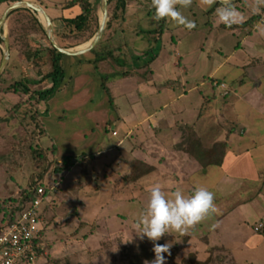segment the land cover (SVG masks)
I'll use <instances>...</instances> for the list:
<instances>
[{"label":"rangeland","instance_id":"obj_1","mask_svg":"<svg viewBox=\"0 0 264 264\" xmlns=\"http://www.w3.org/2000/svg\"><path fill=\"white\" fill-rule=\"evenodd\" d=\"M41 2L47 5L46 1ZM211 8L209 0H192L187 8L178 4V11L195 26L188 28L168 18L163 25L165 33L158 42L146 33H135L136 30L157 27L151 24V20L154 21L149 15L153 9L151 0L133 1L126 10L125 34L121 23L117 22L109 32L111 36L104 38L107 50L123 48L114 57L99 62V71L94 64L93 93L88 96L90 100L87 103L85 99L81 102L86 97L84 90L77 89L76 94H71L78 81L73 83L69 79H73L78 62L69 65L72 57H67L73 55L62 59L67 76L64 83L69 81L62 86L67 91H63L65 95L58 91L60 94L57 92L45 105L53 109V99L61 98L57 102L55 99L54 103L59 105L62 114L63 110L66 111L59 119L71 124L69 131L77 126L75 120L83 118L82 111L89 113L90 108L93 120L88 121L85 117L84 126L88 128L84 133L89 134L90 130L101 133L102 125L106 126L100 152H89L82 144L74 145L77 149H72L71 155L69 152L64 155L81 159L74 170L63 172L56 171L62 166V161L56 158L54 146L44 135L46 124L52 117L50 122H55L56 114L51 112L50 117L43 120L48 115L40 113L41 104L30 101L29 94L3 91L21 79L30 84L32 91L45 89L51 83L50 79L43 77L52 70L49 40L35 21L39 18L46 24L45 18L33 10L9 16L10 24H14L12 34L7 27L8 19L3 34L10 36L15 62L10 65L5 82L0 85V122L11 124L12 117L17 118L29 140L24 142L16 134L17 140L12 142L18 149L14 148L11 155L0 154V223L6 200L19 197L21 187L29 186V174L36 173L32 184L40 176L59 183L56 210L69 223L66 232L75 231L83 237L88 236V249H84L88 250V256L79 253L74 257L66 255L58 258L59 264H132L127 261L126 254L141 241L133 231L136 219L147 207L151 187L159 185L170 196L174 190H183L188 195L196 186H203L214 193L218 211L190 228L187 235L175 233L158 241L171 243L175 250V256L164 254L166 264H186L195 258L203 264H264V229L262 232L255 229L257 225L264 224V14L261 20L237 28L220 21L217 10L221 8ZM234 8L240 13L235 21L248 16L243 5ZM99 17L101 22L102 3ZM122 34L125 40L121 39ZM70 42L73 44L75 41ZM89 43L70 49L76 50ZM149 49L153 52L145 55ZM4 50L5 43H2L0 61ZM28 51L37 56L26 60L24 57L28 56ZM153 53L158 55L148 63ZM24 70L28 78H24ZM124 78L126 81L119 82ZM103 81L109 93L102 86ZM222 83L225 87L221 86ZM171 84L176 86L175 90L170 88ZM186 92L188 95H184ZM66 98H74L72 103L77 105L83 103V109L77 111L65 106ZM20 102H23L22 106L17 107ZM95 109L99 110L97 115ZM103 109L107 110L105 114ZM159 110L161 114L173 113L171 121L176 120L177 123L172 129L166 126L167 122L157 131L150 129L148 122L142 127L136 125L148 113ZM119 117L129 118L128 124ZM231 126L240 130L236 134L240 138L239 147L245 146L250 151L241 157L231 152L224 167H205L197 173L192 167L189 170L188 161H182L183 155L179 152L188 141L189 128L204 146L210 147L217 139H223L233 128ZM242 126L247 131L245 135H240L244 130ZM129 128L133 131L130 136L127 135ZM120 140H124V144L118 147ZM54 141L62 145L64 137L57 136ZM19 142L26 143V146H19ZM1 144L11 147V142ZM109 146H113L114 151H107ZM34 147L37 151L43 150V160L34 156ZM135 148L136 151L145 149L146 155L140 151L139 154L135 151L131 154ZM160 148L168 157L167 164L158 163ZM57 154L61 155V152ZM150 154L156 159L153 162ZM137 160H147L153 170L132 183V168ZM168 166L176 170L167 173ZM82 236L80 240L84 239ZM50 248L51 243L47 245L46 252ZM51 259L57 258L49 256L48 260ZM147 262L151 261L143 264Z\"/></svg>","mask_w":264,"mask_h":264},{"label":"crops","instance_id":"obj_2","mask_svg":"<svg viewBox=\"0 0 264 264\" xmlns=\"http://www.w3.org/2000/svg\"><path fill=\"white\" fill-rule=\"evenodd\" d=\"M28 1H31V2H34V3H39L40 0H28ZM42 1H44V2L46 1L47 2V5H44L42 3H39V4H41L46 9L48 14L51 16V18L53 20V23H54V26H55V29L59 26L57 24H58L59 18L61 16L62 17L71 18V17H75L76 15H78L81 12V8L79 6H74V7L69 8V9L62 8L61 4L64 1H62V2L57 1V0H42ZM91 1L95 2L96 0H91ZM217 2H220V1L219 0H214V2L211 3L212 4V8H215ZM239 4L243 5L244 7H246L245 9L248 10V12H246V13H248V16L245 15V16H243V19H241L240 21H235L233 23L226 24V25H229V27H233V26L235 27V25H237V24L244 23V22L248 21L249 19H251L256 14L260 16L259 17L260 20L262 19V17H263L262 15L264 14V3H261V0H242V2L238 3L235 7L240 6ZM223 5L224 6L219 7V8H224L228 4H223ZM9 6H10L9 2H4V3L0 4V20L2 18V15H3L4 11ZM46 6H48V8ZM9 19H8L9 22L7 21V27L9 28V33L12 34L11 32L13 30L14 24H12V23L10 24V20ZM120 25L123 27V24H120ZM239 28H242V27H239ZM3 32H4V29H3ZM123 34H125V33L123 32ZM123 34H122L121 39L125 40L126 38L123 37ZM8 36H9V34H8ZM9 38H10V36H9ZM1 39L3 40V38H2V36L0 34V56H1V48H2ZM123 45H126V43H123ZM3 55H4V53H3ZM26 56L24 58L26 60H28V59H32V58L36 57L37 54L33 53V52L31 53L30 51H28V56L27 57ZM71 57L74 60H72ZM67 59H71V60L68 61L70 66H73V64L75 62H78V64H77L78 65V69H76V72L73 73V79H71V80L69 79V81L70 82L72 81L73 83L75 81H78L76 83V87L77 88L75 87L76 90L74 89V91H72L71 94L72 93L74 94V92L76 94L77 89H78V91L84 90V93H86V97L83 98L81 100V102H84V99H85V101L87 103V101L90 100L89 97L92 96V93H93V90L91 88V85H92L91 81H92V76L96 74L94 72V67H93L94 66L95 56L90 53V54L85 55V56H82V55H80V56H75V55L68 56ZM1 62H2V60L0 61V66H1ZM12 62L14 64L15 60H14V58L12 56V53H11V58H10V61H9V67L12 64ZM224 67H226V65L222 66V68H224ZM77 70H79V71H77ZM24 72L26 73V74H24V78H28L29 75L26 72V70H24ZM125 78H126V76H125ZM125 78L124 79H120L119 82L122 83L123 81H126ZM69 81H66L64 83V86L67 85V83ZM222 84H224V83H222ZM222 84H221V86H222ZM50 85H51V83L46 88L50 87ZM218 85H219V83H218ZM64 86H62L60 88V90H59V91L62 92V94L65 93L63 91L66 90V88ZM170 88L172 90H175L176 86H172V84H171ZM71 94H69V95H71ZM63 95H65V94H63ZM184 95H188V92H186ZM55 99H53V102H52L53 109L51 108V106H50V109H48L47 106L45 105V103H41V105H40V113L42 115H44V114L48 115V117L43 118V120H47L50 117L51 112H52V114H56V116H57L56 119H55V122H50L51 120H53L52 118H54V117L50 118L48 125L46 124V128L47 129L44 127L45 128L44 129L45 130L44 135H47V139H49L50 143H52V145L54 146V149H55V152H56V158L57 159L62 158L63 156H65L64 154H66L67 152H69V155H71L70 154L71 150L72 149H77V147H74V145H76V144H82V147L86 146L85 148L89 149V152L99 153L100 152V147L99 146H100V144L102 142V134H103V131L106 129V126L104 124L102 125V129H100L101 133L92 132L91 130L89 131V134L88 133H84L86 128H88V126L87 127L84 126L85 117H86V119L88 121L90 119L93 120V112H92V109L90 108L88 110L89 113H86V111H82L83 112V118L79 117L80 120H75V122H76L75 124H77V126L74 127V129L72 131H69V128L71 127V124L70 123L67 124V123H65L66 121H63L62 119H59V117H61L62 115L66 114V111L63 110V114H62V110L59 111V105L54 103L55 101L57 102L61 98H59V99L57 98L56 100ZM73 99L74 98L68 100L66 98V102H68V103L64 102L65 106H69L70 109H75V110L83 109L84 104L80 103L79 105H77L76 103H72ZM197 100H199L201 102L200 99H197ZM202 105H203V103H201V106ZM85 106H86V104H85ZM192 106L190 104V107H192ZM95 110H96V112H95L96 114L95 115H97V113H99V110L98 109H95ZM103 110H104V114H105V112L107 110L106 109H103ZM186 111H188V107L186 108ZM100 112L102 113V111H100ZM75 117H76V115H75ZM100 118H102V117H100ZM173 118H174L173 113H170L169 115L164 114V113L161 114V112L159 110L156 113H148L146 115L145 119L144 120L142 119L140 121L138 120L136 125L139 126V127L140 126L142 127V126H144V124L146 122H148L149 123L148 127L150 129H155L157 131V130H161V128L163 126V123L167 122L166 123L167 125L166 124L165 125L169 126L172 129V126L177 123L176 120L175 121H171V119H173ZM119 119H121V120L123 119V121L128 124V121H129L128 119L129 118H127V117H123V118L119 117ZM17 120H18L17 118H13L12 117L11 122H10L11 124H8V121H4L2 123L0 122V144L1 143H4V144L7 143V145H8V142H11V147L9 146V148H8V146H4L2 144L0 145V154L7 153V154L11 155L14 148L18 149L17 147L13 146V142H14V140H17V136H21V138H22V140L24 142H28L29 139L27 137V133H26V131L24 129H23V131L21 130L22 126L20 125V123L18 124L19 120L18 121ZM60 120H62V121H60ZM121 120H120V122H121ZM222 125H224V124H222ZM90 126H91V124H90ZM224 126H226V125H224ZM81 127H84L83 130L81 129ZM231 127H233V126H231ZM242 128L244 129L243 126L241 127V129ZM67 130L69 131L68 134L65 133V131H67ZM238 132H240V130L238 128H235V126H234L233 128L228 130V132L226 133V136L223 139H219V140L217 139L216 140V142H222V141L227 142L226 156H225V159H224V163L221 166L211 165L209 167H224L225 164H226V160L228 159L229 154L231 152H233L234 155H239L241 157L243 155H246L250 151L249 148H246L245 146H240L239 147L238 144L240 143V138H238V135H236ZM246 132L247 131L244 129V130L241 131L240 135L241 134L245 135ZM16 134H17V136H16ZM113 134H116V131H114ZM132 134H133V131H132L131 128H129V131H128L127 135L130 136ZM57 136H61L62 138L64 137V142H63L62 145H59V144H57L54 141V138H56ZM157 139L158 138H156V142H157ZM19 143H20L19 146H24V147L26 146V143H23V142H19ZM71 144H72V146H71ZM123 144H124V140H120L118 142V147H121ZM136 150L137 149L135 148L131 152V154L134 153V151L136 152V154H139L138 152L140 150H138V151H136ZM107 151H109V152L114 151V147L113 146H109ZM60 152H61V155H58L57 153H60ZM179 152L182 153V155H183L182 156L183 157L182 161L184 159H185L186 162L188 161L186 164H189V168H188L189 170L192 167L194 169V172L197 173V171L198 172L202 171L205 168L202 165V163H200L198 161V159H196L194 156H192L191 154L186 152L184 149L179 150ZM159 153H158L159 154L158 155L159 156L158 163L160 162V164H161V161H162L163 164H167L168 157L163 155V154H165V151L160 148L159 149ZM140 154L146 155V150L145 149L141 150ZM26 156H27V153H26ZM88 157L89 158L92 157V154L89 155ZM118 158H117V160H118ZM150 159H151L152 162L154 160H156V159H153L151 154H150ZM143 161H144V159H143ZM145 161L148 162L147 160H145ZM151 161H149L150 164L152 163ZM163 164H162V166H164ZM151 165H153V164H151ZM75 167H76V165L72 168V170H74ZM175 170L176 169H172V168H170L168 166L167 173L174 172ZM35 174L36 173L29 174V181H30L29 186L32 184L31 181H32L33 176H35ZM143 177H141V178H143ZM36 178H37L38 181H41V182H44V183H50V182L54 183L53 179H50L48 181L46 179L44 180L43 177H41V176L40 177H36ZM28 187H21V190H19L20 195H21L22 191L24 189L28 188ZM57 196H58V190H57V194H56L55 199L51 203L43 206L42 216H43V219H44L43 220L44 230H43V234H42V244L44 246V255L38 261H36L35 263H32V264H52L48 260L49 256L51 258H57L58 259L60 257L66 256V255H71V256L73 255V257H74V255L75 256L77 255L76 253H79V254H82V255L87 254V256L89 255L88 250L84 251V249H86V248L88 249V246H87L88 243H89L88 236H84L83 237L82 235H78L77 232L74 233L75 231H73V232L69 231L70 234H68V232H66L65 228L68 227L69 223H67V220H65L63 215L58 213V211L56 210ZM2 224L3 223H0V225H2ZM74 236H76V237H74ZM80 236H82L84 239L80 240V238H81ZM50 243H51V248H50V250H48V252H46V247ZM82 260L86 261V258H83Z\"/></svg>","mask_w":264,"mask_h":264},{"label":"trees","instance_id":"obj_3","mask_svg":"<svg viewBox=\"0 0 264 264\" xmlns=\"http://www.w3.org/2000/svg\"><path fill=\"white\" fill-rule=\"evenodd\" d=\"M21 1V0H0V4L4 2H9L10 5L13 3ZM136 0H110L109 1V21L107 24L106 31L104 33L103 39L100 41V43L89 53L93 54L95 56L94 64L95 69L99 71V62H101L104 59L114 57L115 53L120 51L123 47L116 48L115 50H107L105 47L104 38L105 36H111L112 28L116 25L117 22L121 24L127 21L126 16V10L129 7V5ZM242 2V0H238L237 2L228 4L226 6L235 7L238 3ZM42 3V2H41ZM102 0H96L95 2H92L91 0H66L61 4V7L64 9H69L74 6H79L81 8V12L76 15L75 17H60L58 24L59 25L55 29V35L58 40V44L66 49L73 48L77 45L91 42L94 37L97 34V31L100 26V17H99V10L101 7ZM43 4V3H42ZM224 6L221 2H217L215 8L217 9L219 7ZM24 10L32 11L30 8H21L17 9L12 12L11 15L21 12ZM212 11V10H211ZM150 17L154 21L151 20L152 26L155 24L157 25L156 29H142V30H136L135 33H146L152 37L156 41H160L165 33V28L163 25L166 23V19H161L159 21L154 19V9L149 11ZM259 15L253 16L251 19L244 23H240L235 25V27H246L250 24H253L255 21L260 20ZM36 25L39 28V30L47 36V39L49 40V50L50 54L52 55V70L48 72L44 76V79H50L51 85L48 88L42 89V90H34L32 91L30 84L25 82L23 79L16 81L14 84H11L8 86V88L3 89V91H15V92H24L26 94H29V100L34 101L36 104L46 103L50 99H52L56 93L60 90L62 87V84L66 80V72L62 64V59L67 56L61 52H59L52 44L51 40L48 36V28L46 24H43L39 18H35ZM234 27V26H233ZM122 31L125 33L126 29L123 26ZM69 40L75 41L73 44L72 42L69 43ZM1 42L4 43V41L1 39ZM12 49V48H11ZM153 52V49H149L145 52V55L150 54ZM157 53H153V57H151V60H149L148 63H151V61L157 56ZM10 67L8 66L6 70L4 71L3 75L0 77V85L5 82L6 74L9 72ZM103 77V74H101ZM102 86L106 89V91L109 93V89L106 85V83L103 81ZM23 102H20V104L17 107H21ZM39 113V112H36ZM34 117V116H33ZM189 128V127H188ZM189 135H188V141L184 147V150L194 156L204 167H209L211 165H217L221 166L224 163V159L227 152V142H216L214 145L210 147H206L203 145L200 138L192 132V130L189 128ZM37 149L34 147V150ZM34 156L38 157V159H42L45 156L43 150L41 151H34ZM42 157V158H41ZM81 158H76L73 156H63L61 158L62 166L57 168V172H63L70 170L73 168ZM153 170V167L147 164L146 162L137 160L132 168V174H131V181L137 180L146 174L150 173ZM130 176V175H129ZM46 184L44 182L38 181L34 184H31L28 188L24 189L19 197H12L5 202L4 207V213H3V219L2 223L11 222L13 221L17 215L23 210L27 202L32 200L35 196L34 190L40 186ZM261 232L263 230H260ZM43 234V233H42ZM42 241V239H38V242ZM161 244V243H159ZM153 243L149 241L148 239H144L143 241H139L136 245H134L129 251L127 255V261L132 264H143L145 261H152L155 259V253L153 252ZM168 254V253H167ZM175 250L173 248H170V257L175 256ZM195 256L194 254H192ZM193 258V257H192ZM189 261V260H188ZM53 264H59L61 261L59 259H51L49 261ZM186 264H203L202 261L195 258L193 261L192 259L187 262Z\"/></svg>","mask_w":264,"mask_h":264},{"label":"clouds","instance_id":"obj_4","mask_svg":"<svg viewBox=\"0 0 264 264\" xmlns=\"http://www.w3.org/2000/svg\"><path fill=\"white\" fill-rule=\"evenodd\" d=\"M212 2L214 0H209V5ZM191 3L192 0H151L154 19L159 21L171 18L192 28L194 23L187 20L177 9L178 4L187 8ZM261 3H264V0H261ZM217 14L225 24L235 22L234 18L240 15L230 5L218 9ZM214 199V193L203 186H196L188 195L183 190H174L170 196L159 185L151 187L147 207L136 219L133 231L139 240L147 238L153 243L155 259L147 264H166L167 257L164 254H170L171 243L159 244L158 241L175 233L187 235L190 228L202 222L210 213L218 211Z\"/></svg>","mask_w":264,"mask_h":264},{"label":"built area","instance_id":"obj_5","mask_svg":"<svg viewBox=\"0 0 264 264\" xmlns=\"http://www.w3.org/2000/svg\"><path fill=\"white\" fill-rule=\"evenodd\" d=\"M225 87L224 84H222ZM59 183L38 186L35 196L27 202L23 210L11 221L0 225V264L35 263L44 255L42 241L43 206L51 203L57 194ZM256 231L264 229V224L256 226Z\"/></svg>","mask_w":264,"mask_h":264},{"label":"water","instance_id":"obj_6","mask_svg":"<svg viewBox=\"0 0 264 264\" xmlns=\"http://www.w3.org/2000/svg\"><path fill=\"white\" fill-rule=\"evenodd\" d=\"M109 1L110 0H102L103 17L101 19L99 29H98L97 34L94 37V39L85 48H79L76 50L66 49V48H64L58 44V42L56 41L55 26H54L53 20H52L51 16L48 14V12L46 11V9L42 5L28 1V0L17 1L15 3H13L12 5H10L4 11L2 18L0 20V34L4 40V43H5L4 55H3V59L1 62V66H0V77L3 75L4 71L6 70L8 64H9L10 58H11L10 38L8 35L3 34V29L6 26L7 19L9 18V16L12 14L13 11H15L17 9H21V8H30L34 12L39 13L41 16H43L45 18L46 25L48 28V36H49V39L51 40L53 46L59 52L65 54V55L78 56V55H83L85 53L91 52L102 40V37L104 36L108 21H109ZM219 1L222 2L223 4H231V3H234L238 0H219Z\"/></svg>","mask_w":264,"mask_h":264},{"label":"bare ground","instance_id":"obj_7","mask_svg":"<svg viewBox=\"0 0 264 264\" xmlns=\"http://www.w3.org/2000/svg\"><path fill=\"white\" fill-rule=\"evenodd\" d=\"M87 46V45H86ZM86 46H82V47H80V48H85Z\"/></svg>","mask_w":264,"mask_h":264}]
</instances>
